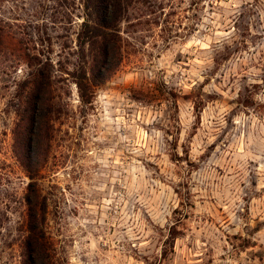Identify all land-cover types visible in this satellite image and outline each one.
Masks as SVG:
<instances>
[{
    "label": "rangeland",
    "instance_id": "374dc122",
    "mask_svg": "<svg viewBox=\"0 0 264 264\" xmlns=\"http://www.w3.org/2000/svg\"><path fill=\"white\" fill-rule=\"evenodd\" d=\"M126 1L121 66L90 105L70 75L86 0L13 5L11 18L40 27L23 40L51 42L55 70L66 66L35 177L53 264H264V0ZM10 71L0 79V264H25L31 178L16 95L31 70Z\"/></svg>",
    "mask_w": 264,
    "mask_h": 264
},
{
    "label": "trees",
    "instance_id": "16d2710c",
    "mask_svg": "<svg viewBox=\"0 0 264 264\" xmlns=\"http://www.w3.org/2000/svg\"><path fill=\"white\" fill-rule=\"evenodd\" d=\"M29 1L33 0H0V79L11 75L10 70L14 71L21 63H25L31 70L26 79L17 84L16 95L21 103H25L18 144L31 178L26 194L28 225L24 237L25 264H53V249L44 227L47 199L35 177L46 160L44 152L50 138L55 86L58 82L55 81V74L64 72L66 66L60 60L61 69L55 70L49 38L47 41L50 43L47 44L44 40L41 43L34 39H29V42L23 40L25 36H30V30L39 31L40 27L32 26L30 20H24V24H20L18 18L10 16L15 13V5L18 7L20 3ZM125 2L127 1L86 0L85 7L89 15L82 23L77 37L81 61L76 71L70 74L74 78L79 98L85 105L92 104L95 89L108 81L121 66L123 57L119 24ZM6 5L10 7L6 8ZM87 45L92 47L91 63L86 61Z\"/></svg>",
    "mask_w": 264,
    "mask_h": 264
}]
</instances>
